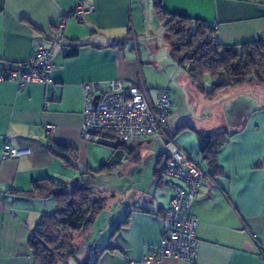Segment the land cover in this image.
Wrapping results in <instances>:
<instances>
[{
	"label": "crops",
	"instance_id": "1",
	"mask_svg": "<svg viewBox=\"0 0 264 264\" xmlns=\"http://www.w3.org/2000/svg\"><path fill=\"white\" fill-rule=\"evenodd\" d=\"M80 1L94 8L72 14L63 27H56ZM161 6L169 14L216 23V38L223 45L264 40V0H161ZM162 35L153 0H0V61L25 63L41 42L59 36L77 46L75 55L54 49L47 84L33 81L18 88L13 81L0 80V264H34L32 233L43 216L57 209L52 197L24 194L34 183H63L68 191L91 183L96 190L95 172L104 165L113 176L118 172L125 178L124 186L111 190L119 206L96 230L89 228L98 215L75 236V241L81 238L78 248L74 241L76 251L67 264L96 256V264H186L172 258L143 262L169 230L165 210L173 192L157 180L163 164L160 142L123 141L129 146L123 145L120 153L119 145L99 142H112L107 136L96 133L84 140L80 135L82 84L115 78L151 101L159 88L167 87L173 110V104L194 105L189 113L171 111L166 129L168 147L189 153L205 171L191 207L198 220V264H264V106L243 105L227 125L215 124L214 109L225 116L241 95L234 92L215 104L204 101L170 57ZM205 87L211 88L208 76ZM188 117L194 125L180 122ZM221 125L229 137L217 148L211 167L200 152L207 139L189 127L201 132ZM54 142L74 149V166L49 150ZM145 145L154 149L147 151ZM6 146L29 152L5 159L1 154Z\"/></svg>",
	"mask_w": 264,
	"mask_h": 264
},
{
	"label": "trees",
	"instance_id": "2",
	"mask_svg": "<svg viewBox=\"0 0 264 264\" xmlns=\"http://www.w3.org/2000/svg\"><path fill=\"white\" fill-rule=\"evenodd\" d=\"M153 9L162 24V38L170 57L184 70L190 84L204 101L210 104L225 102L233 97L237 87L246 84L264 85V40L223 45L216 38V27L199 20L166 13L162 9L161 0H153ZM62 46L69 48L67 55H75L77 52V46L66 41H63ZM206 76L211 80L210 89L205 87ZM189 128L199 137L207 139L200 147V152L204 160L211 167H215L216 150L229 137L226 126L221 125L201 132L194 127ZM96 133L112 140H99L103 144L112 147L125 145L111 131H95L94 134ZM48 148L65 163L74 166L77 153L73 148L55 142L49 144ZM127 151L130 154V149ZM105 167L106 165L99 171H103ZM159 172L157 180L161 182V169ZM65 187L66 184L45 180L34 183L33 189L24 193L35 198L52 197L57 203L55 212L43 216L32 233L30 249L34 264H67V259L73 257L76 251L75 236L85 232L104 207V198L91 183L77 186L70 191ZM103 250L106 248L101 251ZM97 260L98 256L93 259L88 257L81 264H96Z\"/></svg>",
	"mask_w": 264,
	"mask_h": 264
},
{
	"label": "built area",
	"instance_id": "3",
	"mask_svg": "<svg viewBox=\"0 0 264 264\" xmlns=\"http://www.w3.org/2000/svg\"><path fill=\"white\" fill-rule=\"evenodd\" d=\"M93 8V5L84 1L78 2L71 13L56 22V27H63L65 18L71 14H82ZM209 25L216 27V23ZM63 41L64 37L59 36L47 43L41 42L24 64L0 61V80L13 81L18 88L33 81L49 83L54 49L60 47L64 55L69 53V48L62 46ZM82 92L80 135L84 140H92L95 131H111L121 141L154 138L161 144V184L173 192L170 205L165 210L169 230L152 251L143 256V262L172 258L186 264H198V220L191 207L205 171L187 152L168 147L171 138L166 124L171 115L172 103L167 87L159 88L153 101L144 92L133 85L124 84L119 78L105 82H85ZM95 96L97 99L94 100ZM28 152L26 149L6 146L1 157H18Z\"/></svg>",
	"mask_w": 264,
	"mask_h": 264
},
{
	"label": "rangeland",
	"instance_id": "4",
	"mask_svg": "<svg viewBox=\"0 0 264 264\" xmlns=\"http://www.w3.org/2000/svg\"><path fill=\"white\" fill-rule=\"evenodd\" d=\"M236 96H238V94L241 95L240 99L237 100L235 103L232 104L231 109L227 108L226 112H225V116L222 117V112H220V108H215L214 111L211 113V118L214 119L215 124L217 123H224L225 125H227L226 121H229L230 118H233L236 116V114L238 113L239 109H241L243 107V105L246 106H250V107H254V106H264V85H256V84H246L245 86H241V87H237L235 89ZM234 97V98H235ZM191 98V97H190ZM192 103H190L189 105H186L185 107H179V105H175L173 104V108L171 111H174V113L179 110L181 112H185V113H189L191 111V108L194 107V105H191ZM223 106V105H222ZM229 109V110H228ZM173 113V112H172ZM176 114H179V112H176ZM176 117H173V119ZM188 120H182L180 121L181 123H192L194 125L193 119L191 117H188ZM191 120V121H190ZM177 122V121H176ZM179 123V121H178ZM180 123V124H181ZM178 124V125H180ZM232 126V125H230ZM153 145L156 143L154 140L152 141ZM132 144V143H131ZM125 146H129V143H125ZM118 151L121 153L124 150L123 145H119L117 146ZM151 148V145L149 146H144L145 150H149ZM151 149H154L151 148ZM144 153V156H146L147 154ZM127 152V151H126ZM127 170H129L128 166ZM95 186H96V190L98 192H100V195L104 198V207L102 209V211L98 214L97 219L95 220V222L91 225V227L89 229H94L96 230L97 227L99 225H101L103 223V220L105 218H108L110 215H112L115 212V208H118V204L116 201H114L113 197L111 196V190L112 188H118V187H122L124 186V177L119 176L120 174L117 172L116 175L113 176L111 169L109 171H97L95 172ZM118 179H117V178ZM118 184V185H117ZM117 185V186H116ZM122 185V186H121ZM131 195V194H130ZM100 217L99 220L98 218ZM81 236H79V238L75 241V246L76 248H78V242L80 240ZM78 255H81V252L78 253Z\"/></svg>",
	"mask_w": 264,
	"mask_h": 264
},
{
	"label": "water",
	"instance_id": "5",
	"mask_svg": "<svg viewBox=\"0 0 264 264\" xmlns=\"http://www.w3.org/2000/svg\"><path fill=\"white\" fill-rule=\"evenodd\" d=\"M97 99V96L94 97V100Z\"/></svg>",
	"mask_w": 264,
	"mask_h": 264
}]
</instances>
